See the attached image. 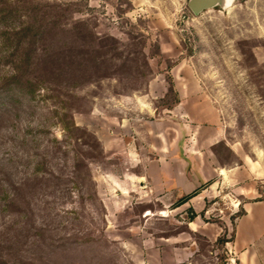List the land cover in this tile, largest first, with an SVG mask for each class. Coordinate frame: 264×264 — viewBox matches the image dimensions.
Segmentation results:
<instances>
[{
	"label": "rangeland",
	"instance_id": "374dc122",
	"mask_svg": "<svg viewBox=\"0 0 264 264\" xmlns=\"http://www.w3.org/2000/svg\"><path fill=\"white\" fill-rule=\"evenodd\" d=\"M187 2L0 0V264H264V0Z\"/></svg>",
	"mask_w": 264,
	"mask_h": 264
},
{
	"label": "crops",
	"instance_id": "0c3cea01",
	"mask_svg": "<svg viewBox=\"0 0 264 264\" xmlns=\"http://www.w3.org/2000/svg\"><path fill=\"white\" fill-rule=\"evenodd\" d=\"M254 210V209H253ZM251 210L249 208H247L245 210V215L243 216V218H241L238 223L236 224V231H235V237L234 240L232 241V247L231 249H236V246H240V245H246L249 248H252L253 250L256 249L257 245H255L254 243H250L252 241H256V238L260 239V246L262 247V251L264 252V225L261 226L260 224L262 223L261 221H264V214H259L261 215L262 219L259 221H254L253 225L249 224L248 226L245 227V229L240 230V223H242L244 220L247 219V217L250 215ZM193 221L189 222V224H192ZM263 228V229H262ZM218 235H214L213 238H209L210 242H215L217 239ZM250 243V244H249ZM172 249L173 245H169ZM235 247V248H234ZM248 248V249H249ZM168 247H161L156 251L157 255L160 258V264H164L166 263V258L165 255L166 251H167ZM234 251V250H233ZM173 252V251H172ZM169 253V258H170V263L171 264H179V263H186V264H190L191 262V256L193 254V250H192V245H186L184 250L182 252H173V253ZM235 254V251H234ZM237 262L238 264H242L241 260L237 258Z\"/></svg>",
	"mask_w": 264,
	"mask_h": 264
},
{
	"label": "water",
	"instance_id": "95a60500",
	"mask_svg": "<svg viewBox=\"0 0 264 264\" xmlns=\"http://www.w3.org/2000/svg\"><path fill=\"white\" fill-rule=\"evenodd\" d=\"M232 3L233 0H188L187 7L192 14L197 15L214 8L226 10L230 8Z\"/></svg>",
	"mask_w": 264,
	"mask_h": 264
},
{
	"label": "trees",
	"instance_id": "16d2710c",
	"mask_svg": "<svg viewBox=\"0 0 264 264\" xmlns=\"http://www.w3.org/2000/svg\"><path fill=\"white\" fill-rule=\"evenodd\" d=\"M168 84H169V86H170V88H171V91H172V90L174 89V87H173V85H172V83H171L170 80H168ZM185 199H186V198L181 199L179 202H183V201H185ZM193 218H194V214L192 213L191 217L189 218L190 221H191Z\"/></svg>",
	"mask_w": 264,
	"mask_h": 264
},
{
	"label": "bare ground",
	"instance_id": "6f19581e",
	"mask_svg": "<svg viewBox=\"0 0 264 264\" xmlns=\"http://www.w3.org/2000/svg\"><path fill=\"white\" fill-rule=\"evenodd\" d=\"M148 213H146V215H147Z\"/></svg>",
	"mask_w": 264,
	"mask_h": 264
}]
</instances>
